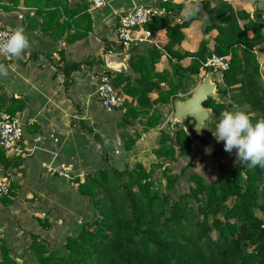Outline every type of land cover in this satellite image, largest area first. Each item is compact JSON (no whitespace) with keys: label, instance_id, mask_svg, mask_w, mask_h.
Segmentation results:
<instances>
[{"label":"trees","instance_id":"trees-1","mask_svg":"<svg viewBox=\"0 0 264 264\" xmlns=\"http://www.w3.org/2000/svg\"><path fill=\"white\" fill-rule=\"evenodd\" d=\"M231 3L160 0L158 6L167 14L152 18L144 29L153 38L163 31L166 43L143 46L142 52L132 48L129 66L133 74L116 73L112 79L114 89L130 99L125 98L117 124L122 131L123 153L132 149L138 137L137 133L136 138L123 135V131L137 120L146 132L163 126L165 118L156 107L169 105L179 94L188 96L191 77L200 73L211 54L228 57L229 63L221 73L226 102L209 99L203 103V108L212 110L215 123L223 110L238 107H247L253 120L264 117V72H259L254 51L264 44V20L260 19L264 2L254 4L255 20ZM194 8L198 10L193 14ZM196 21L202 23V37L196 38L193 52L181 51L182 30ZM163 56L167 62L157 71ZM88 64L103 66L101 58ZM78 69V65L66 64L65 77ZM21 109L22 103L16 102L6 113L14 116ZM188 121L184 126L194 135ZM175 134L172 140L161 132L160 146L152 155L169 160L190 157L191 138L178 126ZM0 163L5 169L19 164L9 162L2 152ZM121 163L105 162L93 173L73 179L78 194L90 202L87 214L91 218L83 219L61 247L44 244L38 235L28 233L27 257L16 259L7 242L1 240L0 264H264V168H249L239 160L233 168L222 164L215 181L192 174L187 178L188 189L179 193L175 190L179 176L169 173L163 163L155 162L149 170L139 162L134 167ZM158 168L165 177L163 191L152 178ZM13 189L0 199L3 205L10 203Z\"/></svg>","mask_w":264,"mask_h":264},{"label":"crops","instance_id":"crops-1","mask_svg":"<svg viewBox=\"0 0 264 264\" xmlns=\"http://www.w3.org/2000/svg\"><path fill=\"white\" fill-rule=\"evenodd\" d=\"M159 2L110 0L108 7L96 11L91 10L89 0H0V28L12 31L23 26L30 41L21 56L0 57V119L12 104L22 103L14 115L22 123L21 143L4 154L9 162H19L7 169L15 174L14 194L9 204L0 202V239L11 250L22 246L28 233L54 244V237L74 227L81 218L84 198L73 179L93 173L105 162L113 164L114 155L122 151L117 124L124 110L107 113L102 109L94 97L97 80L107 70L105 57L116 53L117 15ZM189 29L182 30L181 51H194L195 43L193 50L185 48ZM154 39L159 46L167 41L163 31ZM142 47H136L137 51L142 52ZM96 58L102 59L103 66L88 64ZM166 62L163 56L157 71ZM66 64L79 66L68 78ZM170 103L156 108L168 111ZM141 139L151 149L159 142L153 130ZM138 144L132 148H144ZM38 219L47 226L42 227Z\"/></svg>","mask_w":264,"mask_h":264},{"label":"rangeland","instance_id":"rangeland-1","mask_svg":"<svg viewBox=\"0 0 264 264\" xmlns=\"http://www.w3.org/2000/svg\"><path fill=\"white\" fill-rule=\"evenodd\" d=\"M232 2L233 6H241L242 9L250 15L251 20H255L256 18V10H255V3L259 2H264V0H229ZM261 20H264V12L262 13ZM177 23H180V21H177ZM242 23H246V21H243ZM190 29L186 31L187 34V40L185 45V48L192 49L193 50V44L196 42V38H201L202 35L200 34V30L202 27V23L200 21H196L190 25ZM264 30V29H263ZM205 38V37H204ZM189 51V50H188ZM255 54H256V59L258 62V67H259V72L263 73L264 72V44H262L258 49L254 48ZM211 72V83L214 84L215 86V94L218 95V97L213 100L214 102L218 103H224L226 102L223 99L222 96V90L224 89L222 79H221V73L218 72H213L211 70H207L206 72L200 70V73L195 76L191 77V87L192 91L197 88L199 84L202 83L203 79L206 77V73ZM264 75V74H263ZM190 87V88H191ZM189 96V95H188ZM188 96H179L176 97L179 100H185L187 99ZM171 105L169 106L170 109L168 111H163L162 113L164 114L165 122L168 120L170 115L173 114L174 109L172 106V102L170 103ZM168 107V108H169ZM236 109L243 110L247 112L248 108L247 107H238ZM168 112V113H167ZM164 122V123H165ZM215 117L212 120V128L209 131L207 128L202 127L201 129L198 130H193L194 135L190 132L189 128L184 126L185 122L180 123L176 125L173 130L175 131L177 126L183 128L187 135L191 138L192 140V155L190 157H177L175 156L174 160H169V159H158L154 155H152V151L154 149L159 148V142L155 148H150V145H146L147 141L144 139H141L143 137V133H148L146 132L143 125L142 121L137 120L134 122V127L129 126L126 129L130 131H123V135H128L131 138H136V133L138 137L135 139V143H139L138 146H144V148H141V150L137 149H131L129 152L130 153H124V159L121 158L122 151H119V154L114 155V159L112 160L113 164L120 165L123 163H128L129 167H134V165L139 162L142 164L147 170L151 168V165L154 164L155 162L157 163H163L165 167H167L168 172L176 175L177 177L179 176V183L176 185L175 190L179 193H182L188 189V184H187V178L190 177L192 174H196L201 176L205 181L210 182V181H215L217 177V169L219 168L220 165L224 164L227 168H233L238 166V159L236 156L235 149L231 153L227 152L224 150V143L223 141L217 142L212 131L215 130ZM189 125L195 126L194 121H188ZM161 126L160 128H162ZM134 128L136 132L134 133ZM125 129V130H126ZM159 130V129H158ZM133 131V132H132ZM141 131V132H140ZM155 134L157 133L158 139H160V133L161 131H157V129H153ZM122 132V131H121ZM130 132L131 136H130ZM119 134H121L119 132ZM122 135V134H121ZM168 135V134H167ZM127 136V137H128ZM170 137V135H168ZM121 137V136H120ZM203 141V142H201ZM145 143V145H144ZM169 143V142H168ZM123 143H120L119 146H122ZM170 145V143H169ZM117 147V144L115 145ZM135 146V145H134ZM148 147V148H145ZM132 151V152H131ZM135 154V155H134ZM113 156V155H112ZM111 156V157H112ZM106 158V157H105ZM120 163V164H119ZM167 172V173H168ZM152 178L158 180L160 183V187H158L160 190H164L165 187V177L161 175V169H155L154 174ZM82 215L81 218H79V221H77L74 225V227H71L70 230L67 231L65 235L60 236V238L54 237L52 239L54 245L56 247H61L62 244H64L65 239L68 236L74 235L76 229L78 226L81 224V221L83 219H90L91 216L90 214H87V211L91 210V205L90 202L84 198V201L82 202ZM81 220V221H80ZM80 222V223H79ZM3 238L0 239V242ZM41 240V239H40ZM42 243L44 244H49L50 241H45L41 240ZM25 242V243H24ZM22 246H16L14 247L15 250H11L13 252V257H16V259H21V258H26L27 253H28V247L30 245V240L26 239L25 241L20 244ZM26 255V256H25Z\"/></svg>","mask_w":264,"mask_h":264},{"label":"built area","instance_id":"built-area-1","mask_svg":"<svg viewBox=\"0 0 264 264\" xmlns=\"http://www.w3.org/2000/svg\"><path fill=\"white\" fill-rule=\"evenodd\" d=\"M109 2L110 0H89L91 10L96 11L108 7ZM166 14V11L158 5H140L133 7L124 14H118L114 27L115 51L119 49L123 52H130L132 48L138 46H158L151 33L144 29V25L152 18L165 16ZM136 31H140V33L136 35ZM10 32L9 29L0 28V43L5 40ZM6 56L8 55L0 51V57ZM228 67V57L211 54L202 63L200 70L222 73ZM107 70L108 74L101 73L98 76L94 97L105 112L113 113L122 110L125 97L117 92L112 85V79L116 72ZM22 137L23 130L20 118L8 114L3 115L0 119V152L5 154L12 151L21 143ZM14 183V172L5 169L0 163V199L9 196Z\"/></svg>","mask_w":264,"mask_h":264},{"label":"clouds","instance_id":"clouds-1","mask_svg":"<svg viewBox=\"0 0 264 264\" xmlns=\"http://www.w3.org/2000/svg\"><path fill=\"white\" fill-rule=\"evenodd\" d=\"M198 10L193 9V14ZM30 47L23 26H17L0 43V51L19 57ZM217 142L223 141L224 150H236L237 159L243 166L264 168V117L253 120L249 113L240 109L223 110L212 131Z\"/></svg>","mask_w":264,"mask_h":264},{"label":"water","instance_id":"water-1","mask_svg":"<svg viewBox=\"0 0 264 264\" xmlns=\"http://www.w3.org/2000/svg\"><path fill=\"white\" fill-rule=\"evenodd\" d=\"M132 56L130 52H117L107 55L105 57V66L107 69L116 73L123 72L125 75H132L133 71L129 66V60ZM211 72L206 73V77L202 83L197 86L185 100H179L174 98L172 100V106L174 112L161 128V132L170 135L172 140H175V131L173 128L184 123L187 120L194 121L195 126L193 130L207 128L209 131L212 128V120L214 114L211 109L203 108V103L207 100H215L218 95L215 94V86L211 83Z\"/></svg>","mask_w":264,"mask_h":264}]
</instances>
